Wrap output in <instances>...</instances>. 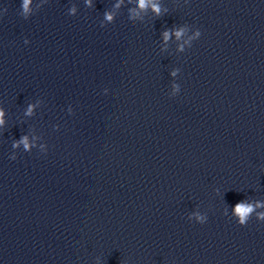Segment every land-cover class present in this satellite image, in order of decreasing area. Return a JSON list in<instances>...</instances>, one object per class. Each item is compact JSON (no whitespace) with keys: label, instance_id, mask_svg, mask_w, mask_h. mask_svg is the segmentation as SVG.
<instances>
[{"label":"clouds","instance_id":"9594fccd","mask_svg":"<svg viewBox=\"0 0 264 264\" xmlns=\"http://www.w3.org/2000/svg\"><path fill=\"white\" fill-rule=\"evenodd\" d=\"M29 3H30V0H24L23 7H24V10H25L26 12H27V10H28V5H29ZM145 6H146V0H140V7H141V8H144ZM153 10L156 12L157 15H159V13H160V9H159V7H158L157 5H153ZM107 18H108L109 20H111L112 17H111V16H108ZM181 34H182V30L176 32V36H177V38H179ZM197 35H199V33H197ZM164 36H165V39H167V38H168V33L165 32V33H164ZM30 110H31V109H30ZM30 110H29V111H30ZM2 115H3V114L0 113V116H2ZM0 123H3V121L0 120ZM22 142L24 143L25 148H27V147H28V143H27V138H26V137L23 139ZM252 211H253V208H252L251 205H246V204H244V203H238V204L235 206L234 212H235L236 214H238L239 217H240V220H239V224H240V226H245V222H246V220H247V217H248V215H249Z\"/></svg>","mask_w":264,"mask_h":264}]
</instances>
